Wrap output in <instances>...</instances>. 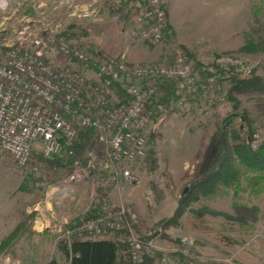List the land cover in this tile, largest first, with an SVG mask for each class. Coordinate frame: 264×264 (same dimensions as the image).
<instances>
[{"label":"rangeland","instance_id":"rangeland-1","mask_svg":"<svg viewBox=\"0 0 264 264\" xmlns=\"http://www.w3.org/2000/svg\"><path fill=\"white\" fill-rule=\"evenodd\" d=\"M118 4V0H0V46L17 43L24 28L32 33L50 27L55 36L130 63L157 62L180 52L199 72L233 65L240 78L258 77V82L231 100V82L223 72L214 95L209 87L195 97L153 105L145 156L130 163L139 183L116 179L101 186L99 174L124 163L104 159L98 147L97 167L76 180H70L76 172L67 159L60 164L41 161L35 152L40 166L35 171L17 167L0 151V197L7 203L0 205V264H43L49 259L69 264L60 244L74 234L78 239L111 238L120 247V258L130 261L132 242L150 254L151 264H264V179L243 174L238 184L192 201L179 218L172 217L191 180L216 166L220 155L216 129L225 116L246 109L251 144L264 137V0H181L174 8L172 0H165L167 30L157 44L139 37L127 13L116 9ZM239 121L236 117L233 124ZM122 205L136 218L128 224L123 218L122 228L102 237L68 226L91 208L102 215ZM240 205L258 209L257 217L244 227L225 215H235L233 208ZM195 209L209 212L199 218ZM171 217L141 245V236Z\"/></svg>","mask_w":264,"mask_h":264},{"label":"built area","instance_id":"built-area-1","mask_svg":"<svg viewBox=\"0 0 264 264\" xmlns=\"http://www.w3.org/2000/svg\"><path fill=\"white\" fill-rule=\"evenodd\" d=\"M118 2L116 9L127 13L141 39L149 44L163 40L165 0ZM20 37L17 43L0 46V150L20 168L39 169L35 152L44 157L61 155L64 146L70 155L79 132L92 128L98 153L111 163H124L99 174V184L116 179L139 183L130 163L146 153L149 105L158 101L170 83L177 100L195 97L209 87L213 94L220 87L221 74L201 75L180 52L157 62L130 63L55 36L50 27L32 33L24 28ZM95 147L85 151L83 162L73 161L76 173L70 180L86 178L97 167ZM136 216L122 205L78 227L102 237L122 228L123 218L128 224ZM129 248L131 260L140 261L144 252L132 242Z\"/></svg>","mask_w":264,"mask_h":264},{"label":"trees","instance_id":"trees-1","mask_svg":"<svg viewBox=\"0 0 264 264\" xmlns=\"http://www.w3.org/2000/svg\"><path fill=\"white\" fill-rule=\"evenodd\" d=\"M247 48V44L241 47L242 50ZM233 65H229L226 69L215 66V72L223 74L227 72L231 82V87L228 90V98L235 100L237 93L245 91L258 82V77L243 79L239 77V73L233 71ZM233 71V72H232ZM201 75L205 76L211 71H202ZM119 92H122L120 88ZM178 99V94L170 83L166 87L165 93L158 101L149 105L151 108L155 104L163 103L167 105ZM239 117L238 124H233V119ZM249 114L246 109L235 111L225 116L218 124L216 132L220 144V155L216 166L206 175L191 180L189 190L183 194L177 202V206L173 213V218L179 216L186 210L190 202L202 197L214 196L219 193L222 188L234 186L238 184L243 174L254 175L253 177L264 179V137L255 146L251 144V126ZM96 146V140L92 128L82 129L74 144L72 153L66 155L64 146L61 148V156L53 155L44 157L41 154H36L39 160L46 162L61 163L62 159H67L71 165L75 159L84 161V153L87 149H92ZM235 215L225 214L227 217L237 220L239 225L246 226L248 219L254 220L257 217L258 209L256 206H234ZM192 211V210H191ZM196 217H202L209 210L195 209ZM102 211L91 208L85 212L80 218H77L74 223L68 224L69 227H78L82 221L94 219L99 216ZM172 217L162 220L161 223L149 229L141 236L142 246L148 241L158 225H167L172 221ZM176 222V221H175ZM60 249L67 256L69 264H151L152 257L145 251L139 262L133 263L129 259H121L119 256L120 247L118 243L111 238H83L78 239L74 234L71 241H64L60 244ZM159 254V253H157ZM43 264H57L55 259H49Z\"/></svg>","mask_w":264,"mask_h":264},{"label":"crops","instance_id":"crops-1","mask_svg":"<svg viewBox=\"0 0 264 264\" xmlns=\"http://www.w3.org/2000/svg\"><path fill=\"white\" fill-rule=\"evenodd\" d=\"M179 1H181V0H172V4H173V7L172 8H174V5H176V3H178ZM173 13V12H172ZM1 151V150H0ZM2 158L0 157V160H1ZM1 162V161H0ZM3 188H2V178H1V180H0V196H1V190H2ZM3 202V203H2ZM1 204H4L5 206H7V203H6V201H1V197H0V205Z\"/></svg>","mask_w":264,"mask_h":264},{"label":"water","instance_id":"water-1","mask_svg":"<svg viewBox=\"0 0 264 264\" xmlns=\"http://www.w3.org/2000/svg\"><path fill=\"white\" fill-rule=\"evenodd\" d=\"M186 191V188L183 189V193Z\"/></svg>","mask_w":264,"mask_h":264}]
</instances>
